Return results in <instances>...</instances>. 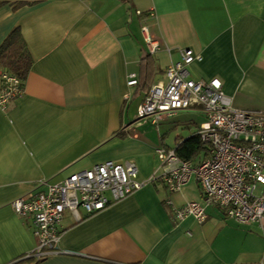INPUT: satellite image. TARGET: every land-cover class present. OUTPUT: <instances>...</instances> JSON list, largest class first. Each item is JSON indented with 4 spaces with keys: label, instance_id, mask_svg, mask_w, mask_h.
Wrapping results in <instances>:
<instances>
[{
    "label": "crops",
    "instance_id": "obj_1",
    "mask_svg": "<svg viewBox=\"0 0 264 264\" xmlns=\"http://www.w3.org/2000/svg\"><path fill=\"white\" fill-rule=\"evenodd\" d=\"M13 29L32 63L23 93L0 109V264H264L257 223L213 206L200 223L173 218L165 199L202 203L198 184L192 176L169 193L149 180L160 171L162 138L125 122L184 47L201 56L191 77H217L235 107L264 112V0H0V44ZM131 73L137 82L127 85ZM179 111L204 119L196 108ZM104 160L132 161L143 184L93 213L79 208L78 218L64 210L57 245L65 252L25 257L36 239L10 201Z\"/></svg>",
    "mask_w": 264,
    "mask_h": 264
},
{
    "label": "built area",
    "instance_id": "obj_2",
    "mask_svg": "<svg viewBox=\"0 0 264 264\" xmlns=\"http://www.w3.org/2000/svg\"><path fill=\"white\" fill-rule=\"evenodd\" d=\"M137 13H140L137 11ZM149 53L157 44L141 26ZM178 60L165 68L164 83L149 87L136 107V119L148 120L158 127L166 117L179 110L196 108L204 119L195 133L208 146V155L197 163L179 157L173 147L154 149L159 172L149 180L160 181L169 193L181 190L194 177L202 203L188 200L179 206L165 199L175 220L191 216L203 222L205 208L213 206L224 217L237 223H257L264 231V112L243 109L232 104L217 77L193 78L189 65L201 56L190 48L178 49ZM137 82L131 73L127 85ZM23 93L22 80L8 71H0V109ZM143 184L137 179V167L129 160H104L74 172L57 182L39 181L43 189L20 195L10 201L13 211L29 220L36 239L34 249L25 257L40 260L65 252L58 247L59 223L64 210L78 218L82 208L86 214L98 211L110 202L125 197Z\"/></svg>",
    "mask_w": 264,
    "mask_h": 264
},
{
    "label": "trees",
    "instance_id": "obj_3",
    "mask_svg": "<svg viewBox=\"0 0 264 264\" xmlns=\"http://www.w3.org/2000/svg\"><path fill=\"white\" fill-rule=\"evenodd\" d=\"M31 63L32 59L19 31L13 29L0 44V71L6 70L23 80ZM148 89L145 90V94ZM160 137L163 138L162 133H160ZM161 147L167 148L169 146L161 144ZM173 148L175 153L183 159L195 160L201 153L202 156L197 162L208 155V146L201 141L195 132L184 138L176 136V142ZM37 261L39 260H33V262ZM12 264H18V262L16 261Z\"/></svg>",
    "mask_w": 264,
    "mask_h": 264
},
{
    "label": "rangeland",
    "instance_id": "obj_4",
    "mask_svg": "<svg viewBox=\"0 0 264 264\" xmlns=\"http://www.w3.org/2000/svg\"><path fill=\"white\" fill-rule=\"evenodd\" d=\"M136 100L131 103L127 109V117H125V122L129 123L136 119ZM201 120V116L190 111H179L174 116L167 117L166 120L161 121L156 127L151 125L148 120H140V125L142 127L150 128L154 130L157 135L163 134V138H159V144L161 140L162 145H167L173 147L176 142V136L184 137L195 129V124H198ZM194 122V123H191ZM187 126H190L189 128ZM161 146V145H160Z\"/></svg>",
    "mask_w": 264,
    "mask_h": 264
}]
</instances>
